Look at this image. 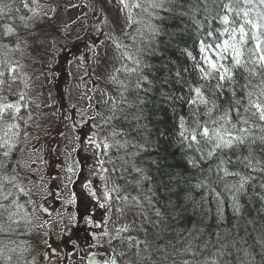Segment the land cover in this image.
Instances as JSON below:
<instances>
[{
    "label": "snow or ice",
    "instance_id": "snow-or-ice-1",
    "mask_svg": "<svg viewBox=\"0 0 264 264\" xmlns=\"http://www.w3.org/2000/svg\"><path fill=\"white\" fill-rule=\"evenodd\" d=\"M36 63L102 85L62 187ZM0 264H264V0H0Z\"/></svg>",
    "mask_w": 264,
    "mask_h": 264
},
{
    "label": "rangeland",
    "instance_id": "rangeland-1",
    "mask_svg": "<svg viewBox=\"0 0 264 264\" xmlns=\"http://www.w3.org/2000/svg\"><path fill=\"white\" fill-rule=\"evenodd\" d=\"M18 7H21L22 14H27L23 11L22 5ZM30 71L35 73V78L28 89V94L34 102L32 104L34 119L24 147L27 149L28 158L35 160L36 166L41 164L45 166L43 175L50 176L51 181L44 182L51 184L57 181L55 179L57 172L54 171L56 165L61 164L63 168L78 158L77 153L72 151L76 143V132L69 116L75 113L78 121L82 111L94 107L99 102L97 91L102 85L97 82V73L91 64L80 68L65 66V72L56 81L50 76L45 81L39 75V63ZM33 146L36 147V151H32ZM64 175L62 171L60 177L62 181ZM54 180L56 181L53 182ZM35 183H40V180L35 179Z\"/></svg>",
    "mask_w": 264,
    "mask_h": 264
},
{
    "label": "flooded vegetation",
    "instance_id": "flooded-vegetation-1",
    "mask_svg": "<svg viewBox=\"0 0 264 264\" xmlns=\"http://www.w3.org/2000/svg\"><path fill=\"white\" fill-rule=\"evenodd\" d=\"M60 169H62L61 168V164H58V165H56L55 166V168H54V171L56 170V172H57V176H55V179L57 180H54L53 182H55L54 184H56L57 186H60V187H62L63 186V183H62V179H60V177H61V172H62V170H60ZM45 166H43V165H39V166H36V168L34 169V173L36 174V176H35V178L37 179V180H40L39 178L41 177V176H43V178H44V180L45 181H51L50 179V176L48 177V175H46V177H44V175H43V172H45ZM53 171V172H54ZM61 171V172H60ZM38 174H40L39 176H38ZM60 179V180H59ZM47 181V182H48Z\"/></svg>",
    "mask_w": 264,
    "mask_h": 264
},
{
    "label": "trees",
    "instance_id": "trees-1",
    "mask_svg": "<svg viewBox=\"0 0 264 264\" xmlns=\"http://www.w3.org/2000/svg\"><path fill=\"white\" fill-rule=\"evenodd\" d=\"M19 6V4L17 3V7ZM22 14V13H21ZM254 215V213H253ZM229 220H231V214L229 213Z\"/></svg>",
    "mask_w": 264,
    "mask_h": 264
}]
</instances>
